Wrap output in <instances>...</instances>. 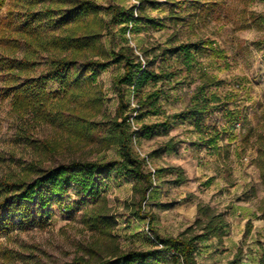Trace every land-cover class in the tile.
Instances as JSON below:
<instances>
[{
	"label": "rangeland",
	"instance_id": "1",
	"mask_svg": "<svg viewBox=\"0 0 264 264\" xmlns=\"http://www.w3.org/2000/svg\"><path fill=\"white\" fill-rule=\"evenodd\" d=\"M94 1L107 24L101 48L112 55L109 66L96 71L95 88H89V98L98 88L103 91L104 103L95 120L117 115L116 80L125 62L118 61L116 53L122 47L131 46L143 58L144 50L156 46L212 41L220 55L211 50L201 54L200 65L191 73L177 74L175 82L181 84H167L176 88L162 103L168 114L181 111L199 83L200 68L216 76L213 91L232 94V101L206 117L203 124L226 128L228 135L221 145L231 143L229 157L200 145L202 137L191 118L177 122L169 136L135 135L133 149L147 160V170L181 166L186 180L176 183V172L157 178L142 202L143 218L134 214L141 201L135 178L117 170L97 176L99 195L82 193L73 183L63 194V205L51 203L43 220L24 225L16 219L0 225V264H98L129 250L161 249L158 236H178L185 231L195 222L199 203L225 212L230 228L222 240L212 237L199 242L198 264H264V164L259 155L264 140L257 141L258 134H264V0H145L141 14L139 0ZM8 4L9 0L0 4V22ZM134 5L133 19L140 14L136 25L133 19L125 21ZM116 6L127 13L115 15ZM9 53L10 47L0 42V58ZM163 65L158 59L156 70ZM166 66L179 71L185 65L181 57L174 56ZM2 74L0 178L33 176L36 166L47 169L72 160L108 162L119 157L118 147L97 137L86 139L60 123L20 112ZM48 88L54 91L61 86L51 82ZM123 89L126 102L135 108L129 110L132 130L138 132L142 122L163 119V115L137 119L134 87ZM95 112L89 108V113ZM249 128L256 134L242 145L241 133ZM170 136L182 142L175 150L153 154ZM102 212L113 221L95 229L91 216ZM146 264L176 263L171 254L163 252Z\"/></svg>",
	"mask_w": 264,
	"mask_h": 264
},
{
	"label": "trees",
	"instance_id": "2",
	"mask_svg": "<svg viewBox=\"0 0 264 264\" xmlns=\"http://www.w3.org/2000/svg\"><path fill=\"white\" fill-rule=\"evenodd\" d=\"M144 1L139 0L140 14ZM5 3L6 0H0V4ZM135 7L128 10L125 21H132ZM123 12L126 14L127 10L119 6L114 8L115 15ZM100 13V6L94 0H9L6 16L0 22V42L10 47V53L0 58V72L9 83L6 87L12 92L18 110L41 121L60 123L70 133L86 139L97 137L118 147L119 157L108 162L72 160L47 169L36 166L33 169L35 176L0 178V225L16 219L24 225L43 220L44 211L51 203L63 205V194L73 183L82 193L99 195L96 177L113 170L137 181L135 188L141 192V201L134 214L143 218L142 202L148 198L157 178L176 172L175 182L180 184L186 176L181 166L157 168L155 172L147 170V160L133 149V138L135 135L148 138L158 134L169 136L177 122L189 118L195 120V127L201 134L200 145H208L223 152L225 158L229 157L231 143L221 145L228 135L226 128L203 124L206 117L232 101V94L221 95L213 91L218 83L216 76L200 68L199 83L185 109L168 114L162 103V98L169 100L176 88L167 84H181L175 82L177 74L191 73L200 65L201 54L211 50L220 55L212 41L156 46L144 50L143 58L135 54L131 46L122 47L116 53L118 61L125 62L124 72L116 80L120 97L117 115H104L101 121L95 120L104 103L103 91L96 88L89 98V88H95L96 71L106 69L112 56L100 45L107 27ZM139 18L133 19L134 25ZM174 56L181 57L185 65L179 71L166 66ZM158 59L165 64L159 71L156 70ZM51 82L59 83L61 88L50 90L48 85ZM151 84L152 87L147 88ZM123 86L134 87L139 107L137 119L142 120L148 115H163V119L142 122L138 132L132 130L129 110L135 108L126 102ZM89 108L96 112L89 113ZM255 134L253 128L241 133L242 145ZM263 140L264 134L260 132L257 141ZM181 142V139L170 136L153 154L175 150ZM238 149L244 150V147ZM259 150L263 165L264 148L261 146ZM84 215L89 217V211ZM91 217V226L95 229L111 225L113 221L103 212ZM229 228L225 212L210 204L199 203L197 218L185 231L178 236H158L163 248L129 250L98 264H146L147 260L163 252L171 254L176 264H198L199 242L212 237L222 240Z\"/></svg>",
	"mask_w": 264,
	"mask_h": 264
},
{
	"label": "built area",
	"instance_id": "3",
	"mask_svg": "<svg viewBox=\"0 0 264 264\" xmlns=\"http://www.w3.org/2000/svg\"><path fill=\"white\" fill-rule=\"evenodd\" d=\"M160 247L162 248L163 247V244H160Z\"/></svg>",
	"mask_w": 264,
	"mask_h": 264
}]
</instances>
